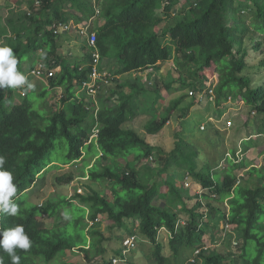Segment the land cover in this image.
Wrapping results in <instances>:
<instances>
[{
  "label": "trees",
  "instance_id": "16d2710c",
  "mask_svg": "<svg viewBox=\"0 0 264 264\" xmlns=\"http://www.w3.org/2000/svg\"><path fill=\"white\" fill-rule=\"evenodd\" d=\"M28 1L30 8L27 9L30 10L22 9L20 4L4 20L0 17V46L13 49L18 70L25 76L29 74L28 78H32L30 71L39 65L43 72L53 69L55 76L49 79V87L63 88L60 97L54 96L65 106L51 110L45 103L51 90H30L19 104H14L15 90L0 89V156L5 158L4 168L13 174V182L17 185L14 201L20 209L17 217L0 215V227L1 231L16 224L25 227L32 246L20 253V264H50L53 261L72 264L58 258L73 248L83 251L87 261L100 258V264H109L103 256L104 243L109 238L98 224L85 230L89 243L78 234L67 235L70 218H74V225L80 224L83 218L65 211L71 205H75L77 212L86 210L91 220L98 215L105 216L106 221H110L109 229L120 228L125 220L139 219L138 232L153 244L155 264L168 263L162 252L163 245L156 240L160 227L170 232L168 245L175 255L182 246L199 248L200 255L204 247L209 246L210 252L203 264H232V261L264 264V167L257 168L253 163L246 165L244 158L234 162L220 149L212 152L199 167L196 143L180 138V134H177L174 147L161 158L158 168L147 166L148 158L162 151L148 144L134 130L122 128L125 121L136 116L132 98L144 88L138 86L139 90L135 91L136 80L123 79V83L109 89L108 95L101 98L95 120L84 108L85 103H93L87 100L85 92L75 87L88 79L91 69L87 41L84 37L81 47L88 54L64 56L57 53L60 34L53 32V25L60 23H87L98 9L99 25L95 31L89 30L96 34L100 61L107 58L119 64L115 74H130L172 59L177 77H171L166 89L172 90V83L177 82L178 88L190 86L195 92H203V97L206 92L207 99L210 95L207 82L215 81V75L212 105L223 106L227 97L232 96L236 102L243 100L260 113L264 110V84L252 86L250 76L243 74L248 65L245 37L250 30L242 11L247 10L250 15L254 33L264 35V0ZM174 9L177 13L173 18ZM166 17H171L172 21L162 26ZM127 85L132 88L130 92H124ZM35 94L40 100L38 104L32 101ZM115 96L117 103L113 102ZM182 100L179 96L167 106L162 119L148 120L144 125L146 132L157 134ZM192 105L193 102L184 108L185 115ZM95 122L99 126L98 136L85 144ZM214 131L220 133L217 129ZM224 136L222 134L221 141ZM63 146L66 147L63 161L52 164V152ZM234 150H230L232 154ZM93 157V164L87 168ZM223 158L225 164L220 166ZM75 162L85 164L82 174L91 181L110 183L111 200L95 190L74 194L79 204L59 195L48 198L39 208L25 199L31 191L29 188L32 189L49 167L57 169ZM243 169L248 177L237 183L235 171ZM173 172H179L174 178L182 180L188 173L195 185L206 190L201 195L184 196L174 183ZM70 179L71 176L56 177V182ZM121 191L128 195L126 199ZM187 199H194V202L189 204ZM162 203L170 208L161 207ZM41 212L52 217L51 228L38 223ZM217 213L223 217L224 229L228 224L241 232L235 250L223 253L218 246L209 244L207 219ZM64 218L67 222L62 224ZM176 219L184 221L182 231L176 230ZM123 238L119 236L120 242ZM0 256L9 264L7 253L0 250ZM195 262L192 260L190 264Z\"/></svg>",
  "mask_w": 264,
  "mask_h": 264
},
{
  "label": "rangeland",
  "instance_id": "374dc122",
  "mask_svg": "<svg viewBox=\"0 0 264 264\" xmlns=\"http://www.w3.org/2000/svg\"><path fill=\"white\" fill-rule=\"evenodd\" d=\"M16 1L21 0H0V17L4 20L6 18V15L11 10L18 9ZM38 2V1H36ZM95 2V0H94ZM28 0H23L22 5L24 8H30L28 5ZM177 9V6L175 7ZM174 9L171 13V17L177 13V10ZM30 10V9H27ZM98 9H96V15L91 17L87 23H91L89 29H93L95 31L97 25H99V16H98ZM242 14H244V20L246 24L249 26V30L247 36L245 37L246 42V50H247V62L248 65L245 67L243 74L250 76L252 80V86L257 85H263L264 84V35L254 33L253 29L251 28L250 22L251 17L247 13V10H243ZM171 17H166L165 22L162 23V26H164L167 22L170 23L172 21ZM0 19V20H2ZM72 23V21H69ZM84 23V22H82ZM87 23L83 24L86 25ZM73 24V23H72ZM81 26L82 24L78 23L76 26ZM67 31H70L69 33H74L73 38H70L69 40L73 41H60V36L63 33H59V38H57V53L61 55H67L69 57L77 56L78 54H88L84 50L83 47H81L84 43L83 38L84 36L80 33L78 27H72L71 29H68ZM80 35L81 37H79ZM79 39V42L77 41ZM60 41V42H59ZM258 45V47H256ZM70 49L72 53L69 54V51L67 49ZM67 50V51H66ZM159 68H158V67ZM158 68L156 71V74L154 73V70H149V78H145V84L147 87L142 89L140 93L135 94L132 98V107L134 109V112H136V116L134 118H131L127 121H125L122 124L123 129H132L134 130L141 138H143L148 144L157 146L160 148L162 153H159L156 155L152 154V158H148V161L146 163L147 166L151 168H158L160 164L161 158H164V156L174 147L175 140H177V134H180L184 140H188L191 142L196 143L198 148V157H197V163L198 166L201 167L207 159L213 154L212 152H215V150L220 149L221 152L226 153L229 152V149H234L236 142L239 138L236 139L235 136L241 135L244 137L253 135L255 136L253 139L255 141L254 145L257 146L256 152H253L252 158H247L249 165L250 163L254 162V165L259 168L260 166L264 167V138L262 136H258L259 133H262V126H264V120L257 119L260 117V114H256L254 117V120H247L245 118H250L251 115V107L252 105L246 104L244 101L242 104H239L237 106V103H235V100L233 98L232 103H230V106H218V105H212L213 100L208 97L206 99V92L204 94V97L201 95L190 96L188 94V91L190 89V86L186 88H178V84L175 82L171 86L172 90L166 89V85L168 82H170L171 77H177V71L174 68L173 60L169 59L164 61L161 65H157ZM171 66L172 70H167L166 72H163V75L166 77L163 80H159L158 77V70L161 68H167L169 69ZM100 68H103V60L100 61L99 64ZM151 68V67H149ZM155 68V67H153ZM107 71L106 69L104 70ZM136 72V71H135ZM107 73V72H106ZM142 72V77L143 78ZM148 73V72H147ZM153 73L155 76H153ZM133 73L131 72L129 76H133ZM124 75V74H122ZM137 75V74H135ZM127 78L126 75H124V79ZM130 78V77H129ZM216 78L214 75L215 82L213 84H216ZM108 81V78L103 79L100 83H104L105 81ZM31 87H40L39 83H34L31 79L30 81ZM208 83V82H207ZM82 82L77 83L75 87H78L77 90L81 89ZM57 94L60 93L59 87L56 88ZM105 88L100 87L98 89L97 94L95 95H88L95 98V101L93 105H89L86 103L87 106H90L93 109L98 108L99 109V103L98 98H101V94L105 95ZM124 92H126V89H124ZM100 93V95H99ZM54 92H51L50 96H47L45 99V103L49 104L51 106V110H54L56 108L62 107V102H55V98L53 97ZM179 96L183 97L182 102L178 106V108L173 112L172 116H170L169 121L166 122L164 128H162L157 134L152 135L148 134L145 130V123L150 119H162L165 116V108L169 105H172L175 100ZM140 98V99H139ZM87 100H90L87 97ZM32 101L36 104L39 103V97L38 95L32 96ZM113 102H116V96L113 98ZM193 105L190 106L189 111L185 115L184 108L188 106V104L192 103ZM223 105V104H222ZM65 106V104L63 105ZM140 108L141 111L139 110ZM220 115L218 116V114ZM245 114L246 117H243ZM183 116V117H182ZM253 117V118H254ZM183 122V124H182ZM227 122L230 123V126L227 127ZM203 126V128H201ZM215 129L219 130L220 133L214 131ZM96 130V122L94 123L93 127L91 128L89 135V138L93 136V132ZM196 130H198L196 132ZM209 130H212L210 133ZM236 133L237 135L233 134ZM238 132H240L238 134ZM222 134L224 136V141H221ZM200 135V136H199ZM207 136V137H205ZM242 138V137H241ZM233 139V140H232ZM232 140V141H231ZM209 142H211L209 144ZM87 141L85 142V144ZM236 148V147H235ZM66 153V147L63 146L61 148H58L57 150L54 149V152L51 154L52 164L60 163L63 161V156ZM233 160L239 159V156L237 157L235 154L232 155ZM95 157H93L92 161L90 162V166L93 164ZM254 160V161H253ZM123 163L124 161L121 160ZM225 161L224 158L221 162L220 166H224ZM83 163H73L69 165H61L59 168H51L49 167L47 171L44 172L42 176H39L37 179V183L33 186L31 191H29V195H27V200L35 203L40 204L43 201H46L48 198H55L56 196L63 195L67 196V198H70L74 194L78 193V190H81V193L90 192L92 190H95L97 192H100L104 198L106 199H112V191L110 190V183L105 181H99V182H93L90 179L87 178L86 175L82 174V167ZM198 167V168H199ZM89 168V166L87 167ZM86 168V169H87ZM44 171V170H43ZM41 171V172H43ZM87 174V170H85ZM236 178L237 183L239 180H243L248 177L246 169L243 170H236ZM179 172H173L171 176L174 178V175H177ZM71 176L70 181L68 182H56V177H68ZM177 177V176H176ZM175 179V178H174ZM260 182V181H259ZM176 187L183 193L184 196H190L189 194L193 193L191 190L185 191L183 186V181L181 178L177 177L174 181ZM195 185V184H194ZM192 186V188H195V186ZM198 185V184H196ZM163 189V187H162ZM120 194L125 198L128 197L127 194L123 193L122 191ZM126 199V198H125ZM77 201V200H76ZM78 202V201H77ZM187 203L191 204L194 202V199H187ZM161 207L170 208L169 206H166L165 204H162ZM65 211L73 212L75 215L83 216L81 219V223L78 225L73 224L74 218H70L68 224H67V235L75 236L78 234L81 239L84 241L86 240L89 243V237L86 234L85 231V222L87 219V213L85 211L77 212L75 205L69 206ZM171 211L173 209L171 208ZM59 212L62 213V210L60 209ZM217 212V210H216ZM173 213V212H171ZM213 217H208L207 219L209 224V229L206 230V235L209 239L210 246H218L219 250L223 253H226L227 250H235V244L240 241L241 232L233 230L230 226L225 225V229L223 228L224 223L223 217H220V214ZM77 215V216H78ZM179 216L183 215L180 213ZM98 217L102 218V220L98 221V227L108 236V240L105 242V245L107 246L105 249L104 257H108L110 254H113V248L117 247V244L119 242V236L129 234L130 232H134L136 229L138 231L137 223L139 222V219H129L125 220L123 222V225L118 228L113 226L109 229L110 221H106L105 216L98 215ZM206 220V218H205ZM67 220L64 218L62 220V224L66 223ZM46 228H51L53 226V219L51 216H48L46 218H39V222ZM184 221L182 219H176L175 227L176 230L179 231L184 226ZM112 226V225H111ZM182 231V230H181ZM136 232V231H135ZM138 233V232H136ZM139 236H141L139 234ZM86 238V239H85ZM171 236H169L164 230H162L159 234H156V240L157 242H160L163 246L162 252L167 257V264H190L191 259H196L198 256L199 249H196L193 246H182L179 250V252L175 255L171 251L168 242ZM153 244L150 243L149 240L143 237L142 242L138 243V246L129 254V261L128 264H155L154 258H153ZM213 248V247H212ZM205 251L201 252V255L199 254L200 258L196 260L193 264H203L205 257H207V254L210 252L209 246L204 247ZM195 256V257H194ZM85 257V253L83 251H80L78 248H73L72 251H66L61 258L58 259L62 260L64 263H72V264H82L83 258ZM86 258V257H85ZM100 259V258H99ZM92 260V259H91ZM89 261V260H88ZM50 264H56L54 261ZM232 264H237L235 261H232Z\"/></svg>",
  "mask_w": 264,
  "mask_h": 264
},
{
  "label": "clouds",
  "instance_id": "9594fccd",
  "mask_svg": "<svg viewBox=\"0 0 264 264\" xmlns=\"http://www.w3.org/2000/svg\"><path fill=\"white\" fill-rule=\"evenodd\" d=\"M72 23L68 22L66 24H71L70 28H72L74 25H75V28L79 27L78 25L76 26V24H74V23L72 24ZM70 28H68V29H70ZM67 30L63 31L62 29H60L58 31V33L66 32ZM58 33H55V34H58ZM78 36H80V35H78ZM17 65H18V60H17V57L15 56V54L13 52V49L9 46H0V89L10 88V89L15 90V93H17V94L14 98V104H19L20 101L22 100L21 99L22 97L26 96L30 90L37 91V88H38V91H42V90H44V91L48 90L49 91V90H51V92H54L55 94H57L56 88L59 87L60 93L57 95L60 97V94L62 93L63 88L60 86H54V87L50 88L49 87V84H50L49 79L52 77H46V72H44V73L42 72L41 75L36 76L35 74L32 73V71L37 68V67H34L30 71L32 78H28L27 76L29 74H27L25 76L21 71L18 70ZM107 76H108V73H107ZM106 78H108V77H106ZM31 79L34 83H39L40 87H31V85H30ZM101 84L102 83H100V85ZM43 87H45V88H43ZM79 90H81V89H79ZM81 92H85V91L81 90ZM85 95H86V92H85ZM47 96H50V95H46V97ZM53 97L55 98L54 99L55 102H57V103L60 102L58 97L56 98L54 96V94H53ZM87 97L90 99V101L92 103H94L95 100L92 99V97H90V96H87ZM241 101H243V100H241ZM225 102H227V100ZM226 104H227V106H230V104H228V103H226ZM263 106H264V102H263ZM84 108L87 112H89V116H92L95 120L98 119L99 109H98L97 114H94L93 108H91V110L86 109L87 108L86 103L84 104ZM252 111H255V114L251 113L252 116H255L258 113V110L255 108H251V112ZM96 127L99 129V126L97 123H96ZM98 133H99V131H98ZM261 134H264V133H261ZM261 134H259L258 136H261ZM97 136H98V134H97ZM96 137L89 138V140L87 141L86 144H88L91 140H94ZM239 147L241 148V146L238 145L235 152L238 150ZM241 151H242V148H241ZM229 153L232 154V152L230 150H229ZM234 154H232V155H234ZM243 158H244V152L242 151V157L240 160H242ZM5 162H6L5 158L3 156H0V215H6L9 217H17L20 214V209L14 201V198L17 195V185L13 182L14 178H13L12 172L7 170L6 168H4ZM67 165H69V164H67ZM89 167H90V165H89ZM29 189L31 190V187ZM76 194L83 195L84 193L83 194L82 193H76ZM27 195H29V192L27 193ZM27 195H26L25 199H27ZM75 196L76 195H73L70 197L71 201H73L75 204H79V200L74 199ZM43 203H45V201L41 202L40 204H37L38 207L41 208ZM40 215H41L40 218H46L47 217V214L45 212H41ZM96 218H99V217L97 216ZM96 218L91 220V219H88V217H87V219H86L87 225L85 227L86 228L85 230H88L90 227L94 226L95 224H98V221L100 222L102 220V218H101V220L99 218V220L97 222L93 223L92 225H89V221H94ZM38 222H39V219H38ZM127 235H129V234H127ZM31 246H32V241L30 240L29 236L25 232V227L22 224H16L15 226L9 227L3 231H1V227H0V250H2L4 253H7V255L10 257L9 264H20L22 262V259L19 256L20 253L27 252L31 248ZM86 247H88V245ZM6 261L7 260H5L2 256H0V264H6Z\"/></svg>",
  "mask_w": 264,
  "mask_h": 264
},
{
  "label": "built area",
  "instance_id": "2783aa9c",
  "mask_svg": "<svg viewBox=\"0 0 264 264\" xmlns=\"http://www.w3.org/2000/svg\"><path fill=\"white\" fill-rule=\"evenodd\" d=\"M38 3V2H37ZM71 24H66V23H60L58 25H53V31L54 33H58V31L60 29H62L63 31L67 30L68 28H70ZM90 27V23H87L86 25H82L79 28L80 33L86 38L87 41V47H88V51L89 54L91 55V69L90 72L88 74V79L81 81L82 82V86H81V90L85 91L88 95H95L97 94L98 89H100L101 85L99 82L103 81V79H105L107 77V73L102 70V68L99 67L100 64V53L99 50L96 48V34L94 31L89 30ZM42 69H41V65H39L36 69H34L32 71L33 74H35L36 76H39L42 74ZM44 73V72H43ZM55 75V72L53 69H51L50 71L46 72V77H53ZM212 79L210 80V82H208V86H207V92L210 94L209 97L211 100H214V84H213ZM188 94L190 96H194L196 97V95H201L203 96V92H195L192 88L189 89ZM92 97V96H90ZM92 99L95 100L94 97H92ZM233 98L231 96H228L227 98V102L228 104L232 103ZM243 101H240V104H242ZM87 110H91L90 106H87L86 108ZM94 114H97L98 112V108L93 109ZM252 114H255V111L251 112ZM230 126V123L227 122V127ZM201 128H203V126H201ZM99 129L96 127L95 132H93V136L92 137H96L98 134ZM261 136L264 138V134H261ZM227 155H225L228 158H231L233 160V156L231 153H226ZM235 155L238 157L239 159L234 160V162H238L241 157H242V151L241 148L239 147L238 150L235 152ZM152 158V157H150ZM183 185L185 188L191 189L192 186L194 185V181H192L189 177V174L186 173L184 179H183ZM196 190H195V194L197 195H201L206 189L202 188L199 185H194ZM78 193H81V190H78ZM99 220V218H96L94 221H89V225H92L93 223L97 222ZM161 230H166L165 228L161 227L158 229V232H160ZM139 237L136 234H129L126 235L123 240L121 241L120 247L118 249L117 253L111 254L110 256L106 257V260L108 261L109 264H128L129 261H131V259H129V254L137 247V243H138ZM200 249L198 254L200 253ZM194 259H191V261ZM101 259L97 258L91 261H87L85 258H83V263L82 264H100Z\"/></svg>",
  "mask_w": 264,
  "mask_h": 264
},
{
  "label": "crops",
  "instance_id": "0c3cea01",
  "mask_svg": "<svg viewBox=\"0 0 264 264\" xmlns=\"http://www.w3.org/2000/svg\"><path fill=\"white\" fill-rule=\"evenodd\" d=\"M22 2H23V0H21V1H16V3H17V6H19L20 4H22ZM27 5V4H26ZM23 5H22V9H23ZM24 9H26L27 10V7L26 8H24ZM91 24V23H90ZM73 27H75V25L73 26ZM71 29V28H70ZM70 31H66V32H62L63 34L60 36V41L62 42V40H64V41H73L74 42V40L72 39V40H69L70 38H73V37H75L74 36V33L72 34V33H69ZM80 37V36H79ZM59 41V42H60ZM68 51H69V54L70 53H72L71 52V50L68 48L67 49ZM66 50V51H67ZM77 56H82V54H78ZM163 62H161L159 65H161ZM119 67V64L118 63H116V62H114V61H110V60H107V58H105V59H103V68H102V70H107L106 72L108 73V81L106 80L103 84H101V86L102 87H104L106 90H105V95L107 96L108 95V90L109 89H111V88H116V86L119 84V83H123V79H124V75H126V79H134V80H136V82H135V86H137V87H135L136 89H134L135 91H137V90H139V87L138 86H142L143 88H145V87H147V85L145 84V78L146 79H148L149 78V70H154L155 72V74H156V71H157V69L159 68L158 66V68L157 67H155V68H153V67H151V68H148V69H143V70H141V71H136V72H132L133 74V76L131 77V76H129V74L127 73V74H124V75H121V74H115V71L117 70V68ZM167 70H169V71H171L172 70V68H171V66H170V68L169 69H167V68H160L159 70H158V77L160 78L159 80H163L164 78H166L164 75H163V72L165 71H167ZM142 72H145V74L143 73V78H141L142 77ZM148 72V73H147ZM153 73V76H155V74ZM135 74H137V75H135ZM111 77V78H110ZM130 77V78H129ZM134 83V82H133ZM132 83V84H133ZM177 83V82H176ZM172 85H173V83H172ZM171 85V86H172ZM132 90V88L131 87H129L128 85H127V89H126V92H130ZM145 91V90H144ZM99 95H100V93H99ZM101 96V98H103V97H105L104 96V94H101L100 95ZM101 98L99 99L98 98V103H100V101H101ZM140 99V98H139ZM235 103H237V106L240 104V101L239 102H236L235 101ZM227 104H226V102H224L223 103V106H226ZM141 109L142 108H140L139 110L141 111ZM258 114H260V117H258L257 119H260V120H264V110L263 111H261L260 113H257V115ZM244 116L243 117H246V115L245 114H243ZM256 117V116H255ZM255 117L253 118V116H251L250 118H245V119H247V120H249L250 119V121L251 120H254L255 119ZM169 121V120H168ZM164 128V127H163ZM262 130H264V126H262ZM240 132H238V134H239ZM262 133H264V131H262ZM233 134H235V135H237L235 132L233 133ZM259 134H261V133H259ZM236 137V139L237 138H239L238 139V141L236 142V145H235V150L237 149V147H238V145H240L241 146V148H242V151L244 152V159H245V163H246V165H248L249 164V162H248V160H247V158H252V156L251 155H253V152L255 151L256 152V149H257V146H255L254 145V143H255V141H254V137L255 136H253V135H250V136H247V137H244V135L243 136H241L240 134L239 135H237V136H235ZM242 137V138H241ZM233 140V139H232ZM231 140V141H232ZM246 148V151H244V149ZM230 150V149H229ZM234 150V151H235ZM257 153V152H256ZM254 161V160H253ZM252 163V162H251ZM253 163H255V161L253 162ZM183 181V180H182ZM184 186V185H183ZM184 189H187V190H191V192L193 193V195L195 194V190H194V188H191V189H188V188H185L184 187ZM191 196H192V194H190ZM197 195V194H196ZM162 204H164V203H162ZM161 204V205H162ZM161 228V227H160ZM163 228H165V227H163ZM159 229V228H158ZM166 229V228H165ZM138 232L136 229L134 230V232H130L129 234H136L138 237H139V240H138V243L139 242H142V240H143V237L142 236H139V232L138 233H136V232ZM162 231V230H161ZM160 231V232H161ZM169 236H171V234H170V232L166 229V230H164ZM160 232H158V234L160 233ZM125 235H127V234H125ZM125 235H123V236H125ZM141 235V234H140ZM138 243H137V246H138ZM120 244H121V242H120V240H119V242H118V244H117V247H115V248H113V254L115 253V251H117L118 252V249H119V247H120ZM104 246H105V248L107 247L106 245H105V243H104ZM196 249H199V248H195V250ZM116 252V253H117ZM200 254V253H199ZM199 254H198V256H197V258L196 259H194V260H198L199 258H200V256H199ZM111 255V254H110ZM109 255V256H110ZM195 257V256H194Z\"/></svg>",
  "mask_w": 264,
  "mask_h": 264
}]
</instances>
